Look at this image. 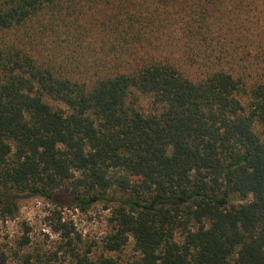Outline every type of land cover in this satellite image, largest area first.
<instances>
[{"label":"trees","instance_id":"1","mask_svg":"<svg viewBox=\"0 0 264 264\" xmlns=\"http://www.w3.org/2000/svg\"><path fill=\"white\" fill-rule=\"evenodd\" d=\"M27 196L111 207L100 253L56 227L77 264H264V0H0V215Z\"/></svg>","mask_w":264,"mask_h":264},{"label":"rangeland","instance_id":"2","mask_svg":"<svg viewBox=\"0 0 264 264\" xmlns=\"http://www.w3.org/2000/svg\"><path fill=\"white\" fill-rule=\"evenodd\" d=\"M111 207L105 201L93 203L82 209L76 205H55L44 197L27 196L19 201V213L14 218L0 215V256L7 264H77L56 227L61 222L80 235L81 249L92 248V254L100 253L102 240L109 231ZM29 243L21 247V241ZM79 240V241H80ZM134 254L131 242L120 255ZM30 258V263L26 262Z\"/></svg>","mask_w":264,"mask_h":264}]
</instances>
